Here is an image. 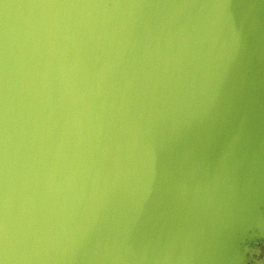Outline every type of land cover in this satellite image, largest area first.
I'll return each mask as SVG.
<instances>
[{
  "label": "clouds",
  "instance_id": "clouds-1",
  "mask_svg": "<svg viewBox=\"0 0 264 264\" xmlns=\"http://www.w3.org/2000/svg\"><path fill=\"white\" fill-rule=\"evenodd\" d=\"M19 7L0 37V264H213L219 210L264 217V0Z\"/></svg>",
  "mask_w": 264,
  "mask_h": 264
},
{
  "label": "water",
  "instance_id": "water-1",
  "mask_svg": "<svg viewBox=\"0 0 264 264\" xmlns=\"http://www.w3.org/2000/svg\"><path fill=\"white\" fill-rule=\"evenodd\" d=\"M4 2L11 7L5 10L0 5V37L5 26L8 27L10 35L15 36L29 11L19 5L35 0ZM206 244L215 256L213 264H264V217L257 216L248 209L222 208L213 219Z\"/></svg>",
  "mask_w": 264,
  "mask_h": 264
}]
</instances>
